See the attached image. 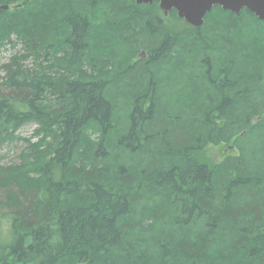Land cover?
<instances>
[{"label": "trees", "instance_id": "obj_1", "mask_svg": "<svg viewBox=\"0 0 264 264\" xmlns=\"http://www.w3.org/2000/svg\"><path fill=\"white\" fill-rule=\"evenodd\" d=\"M100 1L0 0V145L37 137L0 167V264H264V21L111 0L97 43Z\"/></svg>", "mask_w": 264, "mask_h": 264}, {"label": "rangeland", "instance_id": "obj_2", "mask_svg": "<svg viewBox=\"0 0 264 264\" xmlns=\"http://www.w3.org/2000/svg\"><path fill=\"white\" fill-rule=\"evenodd\" d=\"M110 1L111 0H103L98 3L93 4L92 6H89V30H90V36L89 40L94 39L97 40L100 43H102L104 36H106V28H105V19L107 17V14H109L110 11ZM10 13L12 10H9ZM30 12H32V9H30ZM55 21L58 20V18H53ZM171 22V19H170ZM173 23L171 22L170 25ZM174 26V25H172ZM181 30L183 29L182 25H179ZM10 39H6L5 42H2L3 45L0 49V66L3 64H6L8 60L19 50L18 44L15 46L9 45L6 42L9 40H13V36H9ZM59 37V36H58ZM55 37L53 40L58 41L60 38ZM145 57V54L140 53L138 54L137 58L142 59ZM25 64H28L25 62ZM0 76H2V73L0 72ZM264 80V79H263ZM35 130L34 124H27L22 126L20 129H18L11 141H5L0 145V167H12L16 164H19L21 161L22 155H28L26 154V149L28 147V144L34 143L37 140V137L33 134ZM29 142V143H28ZM234 150L227 148L226 146H208L203 151L204 159L209 164H218L222 161V159L226 155L234 154ZM4 195L3 189H0V200ZM8 208H2L0 207V214L7 213Z\"/></svg>", "mask_w": 264, "mask_h": 264}, {"label": "water", "instance_id": "obj_3", "mask_svg": "<svg viewBox=\"0 0 264 264\" xmlns=\"http://www.w3.org/2000/svg\"><path fill=\"white\" fill-rule=\"evenodd\" d=\"M153 0H134L136 4H151ZM161 19L168 21V13L176 12L178 19L193 29L202 26L206 15L214 8L220 7L239 15L243 10L252 13L259 21H264V0H156ZM3 10L7 6L2 7Z\"/></svg>", "mask_w": 264, "mask_h": 264}]
</instances>
